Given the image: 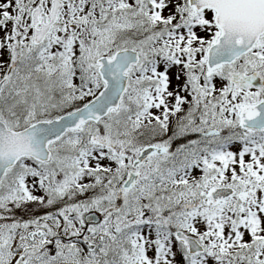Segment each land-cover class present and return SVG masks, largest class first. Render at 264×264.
Masks as SVG:
<instances>
[{
	"label": "snow or ice",
	"instance_id": "1",
	"mask_svg": "<svg viewBox=\"0 0 264 264\" xmlns=\"http://www.w3.org/2000/svg\"><path fill=\"white\" fill-rule=\"evenodd\" d=\"M0 264H264V0H0Z\"/></svg>",
	"mask_w": 264,
	"mask_h": 264
}]
</instances>
